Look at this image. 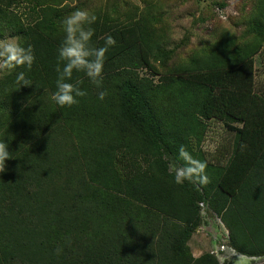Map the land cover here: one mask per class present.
<instances>
[{"label": "trees", "instance_id": "16d2710c", "mask_svg": "<svg viewBox=\"0 0 264 264\" xmlns=\"http://www.w3.org/2000/svg\"><path fill=\"white\" fill-rule=\"evenodd\" d=\"M24 3L25 16L11 11ZM59 5L0 0V31L35 55L30 70L0 78V139L13 158L0 173V264H219L209 253L194 258L189 247L203 203L234 252L264 258V96L254 86L264 0H256L241 44L222 33L163 71L156 63L165 67L171 53L148 19L122 23L91 12L92 45L107 48L108 95L98 100L95 86L74 73L88 95L71 107L51 100L61 21L71 12ZM18 71L31 87L15 84ZM211 122L233 133L229 151L203 149ZM180 146L207 162V185L174 182Z\"/></svg>", "mask_w": 264, "mask_h": 264}, {"label": "rangeland", "instance_id": "374dc122", "mask_svg": "<svg viewBox=\"0 0 264 264\" xmlns=\"http://www.w3.org/2000/svg\"><path fill=\"white\" fill-rule=\"evenodd\" d=\"M59 9L71 11L88 10L90 13L101 10L117 17L122 23L136 22L146 18L156 28L158 36L165 41L171 57L165 67L158 61L160 71L177 63H186L193 55L201 54L207 46L215 43L222 33L234 38L237 44L243 42L247 23L251 17L256 0H59ZM24 3L13 7L16 15L26 14ZM12 36L8 31H0V40ZM259 60V59H258ZM257 60L256 80L261 82V66ZM259 64V65H258ZM260 66V67H259ZM7 73L0 69V78ZM140 74L150 77L146 70ZM151 78V77H150ZM154 81L157 77H153ZM233 133L226 131L222 124L209 123V133L203 144L208 152L229 151L233 142ZM173 165L170 170L173 171ZM201 226L192 236L189 245L200 255L213 254L219 264H263L264 258H241L229 249L228 235L217 217L203 203L200 206ZM224 248V249H223ZM221 249H223L221 251Z\"/></svg>", "mask_w": 264, "mask_h": 264}, {"label": "clouds", "instance_id": "9594fccd", "mask_svg": "<svg viewBox=\"0 0 264 264\" xmlns=\"http://www.w3.org/2000/svg\"><path fill=\"white\" fill-rule=\"evenodd\" d=\"M96 20L95 14L78 9L61 21L64 36L57 49L55 91L51 94V100L59 107H71L79 102L78 98L88 95L87 90L81 87L84 80H74V73H82L83 77L95 86L98 90V100L103 101L108 95L102 76L107 48L92 45L94 29L91 25L95 24ZM107 43L113 44L114 40L109 38ZM34 62L35 55L30 44L24 46L15 37L0 40V69L12 72L23 66L30 70ZM14 82L19 88L32 86L26 71L16 72ZM10 159L13 158L9 152V144L5 139H0V173L5 171L6 161ZM177 160L183 163L172 166L176 184L191 182L207 185L210 182L206 173L207 162L194 158L184 146L179 147ZM62 251V248H57L56 254L59 255Z\"/></svg>", "mask_w": 264, "mask_h": 264}, {"label": "crops", "instance_id": "0c3cea01", "mask_svg": "<svg viewBox=\"0 0 264 264\" xmlns=\"http://www.w3.org/2000/svg\"><path fill=\"white\" fill-rule=\"evenodd\" d=\"M257 60L259 61V64L261 66V70L259 68V71L261 74V82L260 83H258L256 80ZM254 86H255V90H256L257 94H261L264 96V49L254 58ZM189 247H190V245H189ZM190 249L192 252V256L194 258H198L200 256V254L198 253V250L194 251L191 247H190Z\"/></svg>", "mask_w": 264, "mask_h": 264}, {"label": "built area", "instance_id": "2783aa9c", "mask_svg": "<svg viewBox=\"0 0 264 264\" xmlns=\"http://www.w3.org/2000/svg\"><path fill=\"white\" fill-rule=\"evenodd\" d=\"M200 206H202L203 207V204H200ZM224 249V248H223ZM223 249H221V251L223 250ZM229 249L230 250H232L230 247H229ZM233 251V250H232ZM240 256V255H239ZM241 258H245V257H243V256H240Z\"/></svg>", "mask_w": 264, "mask_h": 264}]
</instances>
